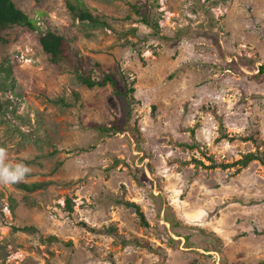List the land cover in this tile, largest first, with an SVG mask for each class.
<instances>
[{"label":"rangeland","instance_id":"obj_1","mask_svg":"<svg viewBox=\"0 0 264 264\" xmlns=\"http://www.w3.org/2000/svg\"><path fill=\"white\" fill-rule=\"evenodd\" d=\"M13 2L37 28L3 31L0 146L42 186L0 184V264H264V165L238 163L264 152V0ZM55 21L120 95L48 63Z\"/></svg>","mask_w":264,"mask_h":264},{"label":"trees","instance_id":"obj_2","mask_svg":"<svg viewBox=\"0 0 264 264\" xmlns=\"http://www.w3.org/2000/svg\"><path fill=\"white\" fill-rule=\"evenodd\" d=\"M68 12L69 13H76L75 7L67 3ZM82 21H89L90 23L98 24L99 17L88 10H83L77 14ZM49 19V17H47ZM49 21H52L49 19ZM55 25H51L50 28L47 30L46 34H42L37 37V44L40 47L43 54L46 56L48 63L54 66L59 72H63L66 70L80 72L78 73L79 79L85 85L89 87L95 86H106L111 85L115 88V93L120 95V92L117 88L116 80L110 76L106 75L101 81L92 80V78L85 76L82 69L78 70L76 66V59L73 57L71 49H74L73 39L68 38V34L64 32L62 29L61 31L57 28L60 23L55 21ZM12 26H21L24 27L26 30L31 31L34 33V30L37 28L35 24V19L33 17L22 10L21 8L17 7L13 0H0V44H4L6 39L3 36V31ZM261 72H264V66L260 67ZM124 100L127 106L130 107L131 102L129 101L127 96H124ZM106 128V127H105ZM112 128H107L106 131L111 130ZM210 159V158H209ZM211 160V159H210ZM254 160L260 161L264 165V152L255 151L249 152L243 156L241 160H239V164L243 167L248 166V164ZM212 161V160H211ZM201 163V162H200ZM19 187L33 191L38 189L42 186V184L33 183H20ZM133 204L131 202H128ZM69 205L71 206V201L69 200ZM139 214L143 219V223L147 225L148 223L145 220L143 212L140 210ZM188 231H195L191 227H186ZM22 230L25 231H32V228H23ZM199 235L203 236L204 232L198 230ZM50 239L57 240L56 236H51ZM127 244V242H125ZM140 244L139 242H136ZM148 249H152L151 246L148 244L145 245Z\"/></svg>","mask_w":264,"mask_h":264},{"label":"clouds","instance_id":"obj_3","mask_svg":"<svg viewBox=\"0 0 264 264\" xmlns=\"http://www.w3.org/2000/svg\"><path fill=\"white\" fill-rule=\"evenodd\" d=\"M7 155V149L0 146V184H17L24 181L31 171L30 167L23 162H6Z\"/></svg>","mask_w":264,"mask_h":264}]
</instances>
